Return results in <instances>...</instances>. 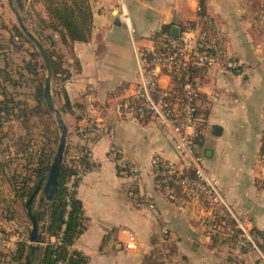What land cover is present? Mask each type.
<instances>
[{"label": "crops", "instance_id": "1", "mask_svg": "<svg viewBox=\"0 0 264 264\" xmlns=\"http://www.w3.org/2000/svg\"><path fill=\"white\" fill-rule=\"evenodd\" d=\"M126 2L133 34L118 0H87L90 36L71 47L75 69L66 92L81 109L78 119L64 115L68 143L83 146L91 165L77 187L85 230L72 250L87 264H258L256 252L224 249L209 236L206 204L173 200L157 187L153 160L179 163L174 145L155 120L126 117L117 106L136 92L137 50L207 21L218 28L223 53L240 66L209 69L202 79L195 148L235 214L264 238V0ZM115 150L131 171L110 159Z\"/></svg>", "mask_w": 264, "mask_h": 264}, {"label": "built area", "instance_id": "2", "mask_svg": "<svg viewBox=\"0 0 264 264\" xmlns=\"http://www.w3.org/2000/svg\"><path fill=\"white\" fill-rule=\"evenodd\" d=\"M118 3L120 20L133 34L127 2L118 0ZM212 28L213 24L207 21L204 26H193L179 37L164 40L160 49L137 50L139 81L136 92L132 101L119 104L117 111L129 118L148 117L155 120L172 141L180 162L158 157L153 160L157 187L173 200L182 196L190 202L206 203L213 216L223 213L227 219L222 225L229 231V237L235 232L240 235L236 248L252 247L260 252L262 238L253 232L246 220L235 214L218 181L207 169L204 156L195 148L203 128L199 116L203 78L198 76V71L212 68L232 71L240 66L237 60L223 53L220 30ZM162 78H167L168 84L164 85ZM110 159L118 160L120 168L131 171L120 150H115ZM85 173L80 171L69 182L70 190L74 189L75 180ZM164 233H167L166 230ZM129 236L134 242V235L129 233Z\"/></svg>", "mask_w": 264, "mask_h": 264}, {"label": "rangeland", "instance_id": "3", "mask_svg": "<svg viewBox=\"0 0 264 264\" xmlns=\"http://www.w3.org/2000/svg\"><path fill=\"white\" fill-rule=\"evenodd\" d=\"M12 1L15 10L29 32L37 38L45 50L50 51L54 55L57 61L62 60L65 69L69 70L71 74L75 69V63L71 57V47L63 43L59 34L45 28V25L41 22V19L46 20L47 23L50 22L48 21L49 16L45 7L47 0ZM14 27L22 31L9 1L0 0V88H5L9 96L20 104L15 111L14 119L4 122L0 128V162L5 166L4 169L0 167V194L7 200V203L11 205L10 208L17 215L13 222H7L3 206L0 203V251L4 253L12 252L18 242H25L30 247L29 237L32 228V222L27 217L22 204H13L15 200L12 186L16 180L11 182V179L16 173H22L21 180L23 178L32 179L33 167L30 165L29 155L32 152H36L44 143L47 145V155L51 154L53 160L60 142V132L53 112L50 116L21 112V110H26V106H22V103L27 102L30 106L34 105V101L30 98L34 91V82L46 83L48 72L46 68L44 69V66L46 67L45 61L35 44L25 36L23 31V36L20 37L14 31ZM65 78L66 75H61L54 80L51 76L52 94L56 108L60 112L64 103V89L66 90L68 83L67 78ZM61 113L64 121L67 122L68 119L66 120L65 116L68 113ZM68 125H70L69 121ZM69 131H71L70 126ZM67 148L69 153L68 155H66L67 153L65 154L64 161L74 158V150L78 151V147L72 143H68ZM80 156L81 154L78 155V158ZM21 184L23 183L21 182ZM199 203L206 204L204 202ZM38 204L39 196L34 207L35 213L37 212ZM226 219V216L221 212L214 216L212 215L211 224L208 226L209 236L211 234L219 237L220 241L217 243L222 248L235 250V247H231L232 242L229 239L231 238L229 237V231L222 225L225 224ZM261 238L264 243V238ZM47 239L48 236L41 248H45ZM224 239L225 241L222 243ZM246 249L256 252L259 255L258 264H264L263 249L260 248V252L252 247H247ZM237 250L240 249L237 248ZM34 259L32 264H38L37 260Z\"/></svg>", "mask_w": 264, "mask_h": 264}, {"label": "trees", "instance_id": "4", "mask_svg": "<svg viewBox=\"0 0 264 264\" xmlns=\"http://www.w3.org/2000/svg\"><path fill=\"white\" fill-rule=\"evenodd\" d=\"M45 7L49 16L48 21L50 22L47 23V21L43 19H41V22L45 25V28L59 34L64 44L72 47L75 43L86 42L88 40L91 33L92 15L87 0H47ZM14 31L20 35V37L23 36L19 28L14 27ZM167 37L174 38L171 37L169 33ZM166 39L167 38H163L161 41H158L156 48L160 49L161 43ZM46 52L50 59L51 76L53 79L56 80L61 75H66L67 80H69L71 77L70 71L65 69L62 60L57 61L50 51L46 50ZM45 68L47 69V67L44 66V69ZM206 72L207 70L204 69L199 70L198 76L204 78ZM34 83V91L30 96L32 101H34V105L30 106L27 102L22 103V106H26V110H21V112L37 113L40 116H50L52 112L48 108L44 98L45 82ZM14 84L16 85V83ZM64 93V103L61 112L77 117V111L81 109V106L73 104L70 101L65 89ZM0 97L1 128L4 122L14 119L16 115L15 111L20 104L9 96L5 88H0ZM76 119H78V117ZM46 147L47 145L43 143L41 148L29 155L30 165L33 167L32 179L23 178V180H21L22 173H16L13 179H11V182L16 180L12 186L15 200L13 204H22L30 220L31 215L35 214L34 207L38 197V193L35 194V192L43 185L52 161V155H47ZM66 153V155H68L69 151L66 150ZM80 154L81 156L79 158L74 155V158L64 161L56 198L49 211L47 236L48 238H54L55 242H46L45 248L35 251L34 254H32L30 247L25 242H18L12 252L4 253L0 251V264H27L28 259L30 258L32 262L34 257L38 264H87L88 259L85 256L72 250L74 243L85 230L83 206L81 201L77 198V187L81 178L75 180L73 190H70L68 185L80 171L87 172L91 168L89 155L83 146L78 147V155ZM0 167L3 169L5 168L1 162ZM21 182L23 184H21ZM0 203L3 206L7 222H13L17 215L13 212L12 208H10L11 205L7 203V200H5L1 194ZM253 232L262 237L257 230H253ZM239 236V233L235 232L233 236L229 238L232 242L231 247L237 249L235 244ZM218 238L217 236H212V239L215 240L216 243L220 241ZM58 239L60 240L59 243L56 242ZM224 241L225 239L222 240V243ZM260 248L264 249V245H261ZM240 250L248 251L246 248Z\"/></svg>", "mask_w": 264, "mask_h": 264}, {"label": "water", "instance_id": "5", "mask_svg": "<svg viewBox=\"0 0 264 264\" xmlns=\"http://www.w3.org/2000/svg\"><path fill=\"white\" fill-rule=\"evenodd\" d=\"M8 1L25 36L33 44H35V46L37 47V49L39 50L41 56L45 61L48 77L46 79L45 88H44V98L50 111L55 114L56 122L60 132V142L56 154L51 162L49 171L44 179L43 185L40 188H38L35 192V194L38 193L39 204H38L37 212L34 215H31L30 217L32 222V228L29 237L30 250L32 254H34L35 251L40 250L41 247L45 244V240L47 237L49 211L56 198V193H57L61 173L63 170L65 154L68 146L69 132H68V127L63 119L62 113L56 108L55 100L53 98L50 59L47 55V52L44 49L43 45L37 40V38L31 32H29V30L24 25L22 19L20 18L19 14L17 13V11L13 6V1L12 0H8ZM172 34L174 36H178L179 35L178 29L174 28ZM27 264H32L30 258L28 259Z\"/></svg>", "mask_w": 264, "mask_h": 264}]
</instances>
